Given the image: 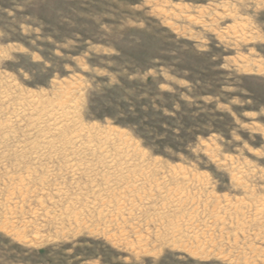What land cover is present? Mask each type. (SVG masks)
<instances>
[{
  "label": "rangeland",
  "instance_id": "374dc122",
  "mask_svg": "<svg viewBox=\"0 0 264 264\" xmlns=\"http://www.w3.org/2000/svg\"><path fill=\"white\" fill-rule=\"evenodd\" d=\"M0 264H264V0H0Z\"/></svg>",
  "mask_w": 264,
  "mask_h": 264
},
{
  "label": "bare ground",
  "instance_id": "6f19581e",
  "mask_svg": "<svg viewBox=\"0 0 264 264\" xmlns=\"http://www.w3.org/2000/svg\"><path fill=\"white\" fill-rule=\"evenodd\" d=\"M31 95V94H30ZM35 95V94H34ZM34 101V100H33ZM32 101V102H33ZM52 105V104H51ZM69 106V105H68ZM20 107V106H19ZM70 107V106H69ZM64 108V107H63ZM74 109V108H73ZM50 111V110H49ZM45 112V111H44ZM55 112V111H54ZM70 112V111H69ZM32 114V113H31ZM57 115V114H56ZM66 115V114H65ZM44 116V115H43ZM47 116V115H46ZM50 116V115H49ZM60 117H61V115H60ZM54 118V117H53ZM62 118V117H61ZM30 121V120H29ZM4 122V121H3ZM21 123V122H20ZM53 123V122H52ZM55 123V122H54ZM53 123V124H54ZM79 123V122H78ZM7 124H9V123H7ZM61 124V123H60ZM9 126V125H8ZM58 126V125H57ZM28 127V126H27ZM69 127V126H68ZM26 128V127H25ZM39 128V127H38ZM87 128V127H86ZM93 128V127H92ZM3 129V128H2ZM31 129V128H30ZM36 129V128H35ZM75 129V128H74ZM33 130V129H32ZM49 130V129H48ZM3 131V130H2ZM21 131V130H20ZM84 131V130H83ZM7 132V131H6ZM44 132V131H43ZM31 134V133H30ZM38 134H39V131H38ZM65 134V133H64ZM97 134V133H96ZM32 135V134H31ZM98 135V134H97ZM7 136V135H6ZM5 136V137H6ZM46 137H48V136H46ZM70 137V136H69ZM15 138V137H14ZM55 140V139H54ZM4 141V140H3ZM49 141V140H48ZM51 141V140H50ZM32 142V141H31ZM113 142V141H112ZM51 143V142H50ZM23 144V143H22ZM65 144V143H64ZM29 145V144H28ZM32 146H33V144H32ZM62 146V145H61ZM85 146V145H84ZM30 147V146H29ZM87 148V147H86ZM107 156V155H106ZM127 157V156H126ZM104 159V158H103ZM100 162V161H99ZM110 166V165H109Z\"/></svg>",
  "mask_w": 264,
  "mask_h": 264
}]
</instances>
